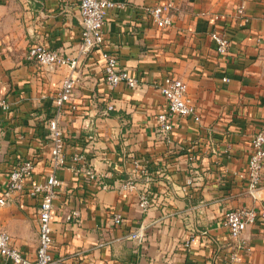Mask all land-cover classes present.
<instances>
[{
	"label": "crops",
	"instance_id": "0c3cea01",
	"mask_svg": "<svg viewBox=\"0 0 264 264\" xmlns=\"http://www.w3.org/2000/svg\"><path fill=\"white\" fill-rule=\"evenodd\" d=\"M101 51L78 53L77 0H0V196L19 158L35 160L32 179L48 172V122L64 78L73 89L59 121L66 166L56 177L52 257L61 264H264V225L258 219L237 250L222 224L226 212L264 211V171L252 194L241 178L250 141L264 129V0H108ZM169 2L171 25L159 28L144 11ZM238 7L242 19L233 20ZM224 34L229 48L216 53L209 35ZM42 45L79 60L68 67H38L26 58ZM101 52L139 81L136 90L103 82ZM167 76L187 85L200 123L175 119L168 141L156 117L165 112L159 88ZM226 79L227 82H223ZM107 106L112 111L106 112ZM79 155L100 180L84 181L73 169ZM144 162L146 173L133 162ZM134 189L120 192L121 182ZM190 182V183H189ZM152 198L143 211L139 196ZM38 198L14 194L0 207V229L24 257L38 246ZM79 212L77 223L70 219ZM122 217L120 226L113 216ZM139 232L141 242L130 239ZM189 244L186 247L185 241ZM238 260H230L232 253ZM0 264H6L0 258Z\"/></svg>",
	"mask_w": 264,
	"mask_h": 264
},
{
	"label": "built area",
	"instance_id": "2783aa9c",
	"mask_svg": "<svg viewBox=\"0 0 264 264\" xmlns=\"http://www.w3.org/2000/svg\"><path fill=\"white\" fill-rule=\"evenodd\" d=\"M79 9V24L81 27L80 45L78 53L87 56L94 51H101L104 42L103 24L106 11L114 8V4L108 0H77ZM169 2H163L157 6L146 7L144 11L150 16L159 28H166L171 25V9ZM235 21L242 19L247 23L243 14V8L238 7L233 15ZM214 43L216 53L225 55L228 52L229 41L226 35L212 32L209 35ZM26 58L38 67L62 68L68 67L75 70L79 66L77 58H67L57 50H49L42 45H35L28 49ZM103 61V82L115 88L117 85H124L129 90H136L139 81L128 74L125 69L118 66L117 58L101 52ZM223 82H227L223 79ZM74 80L72 76L64 78L61 82L59 92L54 100L53 117L48 122V139L51 141V149L47 160L48 172L45 179L40 184L31 185L26 189L27 183L32 179L34 164L30 161L18 162L7 177L5 190L0 196V207L6 205L12 195L23 194L38 198L36 213L38 246L33 258L24 257L12 246L10 237L0 229V258L6 264H61L56 261L51 254L52 249V218L54 210V200L56 199V188L61 185L56 174L66 166L64 153L65 142L62 130L59 128V121L63 114L64 105L69 102ZM160 94L166 102L165 112L157 115L156 122L160 133L168 141V134L172 130L175 119L191 117L195 122L200 123L201 114L197 106L191 101L187 93V85L178 78L167 76L159 88ZM0 109L8 111L9 106L5 100H0ZM112 111L111 106H107L106 112ZM72 169L81 174L84 181L98 182L102 190H113L114 185L100 180L97 173L91 168L86 159L79 155H73ZM135 170L141 174L146 173L144 162L135 160L133 162ZM264 171V129L258 130L250 141V153L247 159L246 171L241 178L246 181V190L252 194L261 184ZM190 183V182H189ZM117 189L120 192H130L134 189L131 180L119 183ZM153 204L152 198L146 193L139 196V207L145 211ZM75 223L79 220V212L74 211L70 217ZM258 219L264 225V211L258 215L245 208L231 210L224 214L222 224L226 228L229 238L235 243L237 250H242L241 236L249 225L254 224ZM113 225L120 226L123 222L121 215L113 216ZM264 236V234H263ZM130 239L141 242L139 232L132 233ZM189 241H185L187 247ZM230 260H238V254L232 253Z\"/></svg>",
	"mask_w": 264,
	"mask_h": 264
},
{
	"label": "trees",
	"instance_id": "16d2710c",
	"mask_svg": "<svg viewBox=\"0 0 264 264\" xmlns=\"http://www.w3.org/2000/svg\"><path fill=\"white\" fill-rule=\"evenodd\" d=\"M21 161H30V162H32V163L34 164V166H35V160H34V159H32V158H19L18 160H16V161L14 162V164H13L12 167H14L18 162H21Z\"/></svg>",
	"mask_w": 264,
	"mask_h": 264
}]
</instances>
